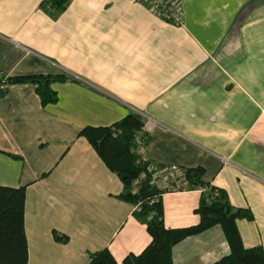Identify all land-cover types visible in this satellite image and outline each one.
I'll return each mask as SVG.
<instances>
[{"label":"crops","instance_id":"1","mask_svg":"<svg viewBox=\"0 0 264 264\" xmlns=\"http://www.w3.org/2000/svg\"><path fill=\"white\" fill-rule=\"evenodd\" d=\"M0 0V80L68 74L42 105L31 82L0 92V185L25 186L27 264H86L107 247L121 263L150 241L122 182L79 135L129 112L155 122L142 155L201 166L252 219L236 226L264 253V0H172L179 24L144 0ZM199 189L161 195L167 227L196 224ZM68 237L57 241L53 232ZM220 225L178 241L173 264H216Z\"/></svg>","mask_w":264,"mask_h":264},{"label":"trees","instance_id":"2","mask_svg":"<svg viewBox=\"0 0 264 264\" xmlns=\"http://www.w3.org/2000/svg\"><path fill=\"white\" fill-rule=\"evenodd\" d=\"M70 0H43L45 10L59 13ZM71 79L68 74H34L7 77L9 83L31 82L44 106L55 103L57 93L51 88L53 81ZM1 90V89H0ZM3 92H0V96ZM145 118L138 112H129L109 125H87L79 135L85 137L105 165L122 182L119 199L135 206L133 215L146 225L150 235L148 244L137 254L126 255L119 263L105 247L88 255L86 264H173L172 247L183 238L198 234L214 225H220L229 245V253L221 256L216 264H264L261 246L245 247L239 235L236 220L252 219L249 209L234 207L225 189L203 179L201 166L182 167L183 189H199L200 197L195 213L196 224L183 227H167L164 223L162 193L150 183L148 168L159 165L142 155L149 136L144 130ZM25 186L0 185V264H27L28 250L24 232ZM57 241L66 242L68 237L53 232Z\"/></svg>","mask_w":264,"mask_h":264},{"label":"built area","instance_id":"3","mask_svg":"<svg viewBox=\"0 0 264 264\" xmlns=\"http://www.w3.org/2000/svg\"><path fill=\"white\" fill-rule=\"evenodd\" d=\"M150 9L165 20L175 24L182 21L179 7L172 0H144ZM6 85V80H0V89ZM155 122L145 119L144 130L150 132ZM150 183L161 191H178L186 185L183 181V168L177 164L150 165L148 168Z\"/></svg>","mask_w":264,"mask_h":264}]
</instances>
